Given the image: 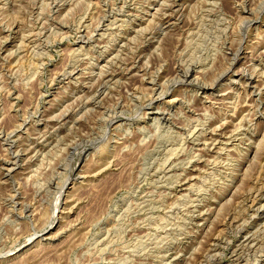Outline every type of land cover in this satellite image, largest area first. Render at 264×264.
I'll use <instances>...</instances> for the list:
<instances>
[{
	"label": "rangeland",
	"instance_id": "obj_1",
	"mask_svg": "<svg viewBox=\"0 0 264 264\" xmlns=\"http://www.w3.org/2000/svg\"><path fill=\"white\" fill-rule=\"evenodd\" d=\"M0 264H264V0H0Z\"/></svg>",
	"mask_w": 264,
	"mask_h": 264
},
{
	"label": "bare ground",
	"instance_id": "obj_2",
	"mask_svg": "<svg viewBox=\"0 0 264 264\" xmlns=\"http://www.w3.org/2000/svg\"><path fill=\"white\" fill-rule=\"evenodd\" d=\"M185 4V3H184ZM175 10V9H174ZM200 75V74H199ZM246 83V82H245ZM157 120V119H156Z\"/></svg>",
	"mask_w": 264,
	"mask_h": 264
}]
</instances>
